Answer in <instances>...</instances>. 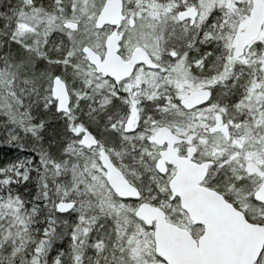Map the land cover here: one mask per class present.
<instances>
[{"label": "snow or ice", "instance_id": "obj_1", "mask_svg": "<svg viewBox=\"0 0 264 264\" xmlns=\"http://www.w3.org/2000/svg\"><path fill=\"white\" fill-rule=\"evenodd\" d=\"M0 264H264V0H0Z\"/></svg>", "mask_w": 264, "mask_h": 264}]
</instances>
